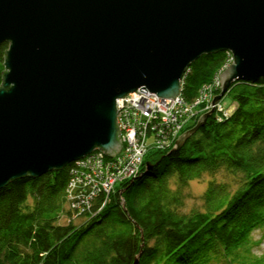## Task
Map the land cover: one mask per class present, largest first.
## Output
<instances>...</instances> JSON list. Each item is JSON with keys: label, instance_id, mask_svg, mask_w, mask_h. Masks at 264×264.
<instances>
[{"label": "water", "instance_id": "95a60500", "mask_svg": "<svg viewBox=\"0 0 264 264\" xmlns=\"http://www.w3.org/2000/svg\"><path fill=\"white\" fill-rule=\"evenodd\" d=\"M1 42L8 48L0 84V188L96 148L115 155L122 147L117 100L138 88L175 97L202 53L234 56L219 74L212 103L235 80L264 78V0H0ZM151 163L145 161L146 170Z\"/></svg>", "mask_w": 264, "mask_h": 264}, {"label": "trees", "instance_id": "16d2710c", "mask_svg": "<svg viewBox=\"0 0 264 264\" xmlns=\"http://www.w3.org/2000/svg\"><path fill=\"white\" fill-rule=\"evenodd\" d=\"M7 48L1 42L0 84ZM226 56L218 50L191 62L185 100L196 98ZM226 94L236 104L229 115L219 121L212 113L179 149L150 150L151 168L121 180L98 213L79 214L80 223L59 222L78 213L67 197L72 162L0 188V264H132L139 252V264H264L251 251L260 242L254 231L264 232V78L235 81ZM220 170L238 176L237 185L211 179L202 209L182 211L184 187Z\"/></svg>", "mask_w": 264, "mask_h": 264}, {"label": "built area", "instance_id": "2783aa9c", "mask_svg": "<svg viewBox=\"0 0 264 264\" xmlns=\"http://www.w3.org/2000/svg\"><path fill=\"white\" fill-rule=\"evenodd\" d=\"M227 53L232 55L229 51ZM208 92L205 90L202 94ZM201 101H205V97L187 101L179 92L173 98H163L148 89L143 92L139 88L118 99L116 120L122 147L113 156L96 148L72 163L67 186L70 208L76 210L77 215L88 212L92 215L103 208L114 182L135 178L151 147L163 150L173 145L182 129L202 109H198ZM148 134L154 137L149 144L145 139ZM102 195L104 200L92 210L94 201Z\"/></svg>", "mask_w": 264, "mask_h": 264}, {"label": "rangeland", "instance_id": "374dc122", "mask_svg": "<svg viewBox=\"0 0 264 264\" xmlns=\"http://www.w3.org/2000/svg\"><path fill=\"white\" fill-rule=\"evenodd\" d=\"M223 51H228V50H223ZM229 52H231V51H229ZM208 53H210V52H208ZM231 54L232 55H229L227 53V56L225 57L226 59L224 61L225 63L220 68L217 69V71L215 72L214 76L212 77V80L209 83L205 84V86L203 85L200 88V90H199V92H198L196 97L203 96V97H205V101H201L199 103L198 109H201V108L202 109L197 112V115H195L196 116L195 118L198 119L199 115H201L204 112L209 111L210 109H213L212 113L215 112L216 115H217V120L221 121L220 117H222L223 115H229V113L235 109V106H236L235 102H233L230 99V97L228 96V94H226V93H225V95H223L215 103L211 102L213 96L220 92V87H221L220 77H219L220 72L224 68H226L230 63L234 62L233 61L234 60L233 53H231ZM186 71H187V69L185 70V72ZM183 77H184V75L182 76L181 84H183ZM216 81H218L217 84H216ZM235 81H240V80H235ZM242 81H245V80H242ZM246 81H248V80H246ZM145 89H147V88H145ZM205 90L209 91V92L207 94L203 95L202 93ZM179 92H181V88H180ZM195 118H193L190 122H193L195 120ZM145 139H146V142L149 144V143H151L154 140V137L151 136V134H148V135H146ZM151 148L152 149H148V152L150 150H154L155 149L153 147H151ZM155 150H159V149H155ZM78 159H80V158H78ZM78 159H76V160H78ZM76 160L72 161V163L75 162ZM145 161L146 160L144 158V161L142 162V165L140 167V172H141V169L143 168V165H144V168L146 167L145 166ZM69 164H71V163H69ZM140 172H139V174H140ZM211 179H214V180H216L218 182H229L232 185V187L236 186L237 183L239 182L238 176L233 175L232 173H230V172H228L226 170H220V171L216 172L214 175L206 174L203 178L191 180L188 183V185H186L184 187V189H183V195H184V199H183L184 201L183 202H184V204L180 207V209H182V211L188 212L189 210H193V209H202V207H203L202 194H203V192H204V190H205V188H206V186L208 184V181L211 180ZM119 182L120 181L114 182L113 188L111 190L112 192L114 191L115 186L118 185ZM109 200H110V196H109L107 202ZM121 202L123 203V198H121ZM100 210L96 211L94 214H96ZM94 214H92V215L90 214L89 217L94 216ZM79 218H81L79 215L70 216V214L69 215L68 214L67 215L64 214L61 217V220H59V222L69 223L70 220H73L76 223H80V222H82V221H84L86 219V218L85 219L81 218V220H80ZM253 236H254V239H256L258 241L260 240V242L252 247V250H251L252 254L254 256H261V255L264 256V232L262 230H258L257 229V230L254 231ZM221 260L219 262H214L213 264H224V262L221 261Z\"/></svg>", "mask_w": 264, "mask_h": 264}, {"label": "bare ground", "instance_id": "6f19581e", "mask_svg": "<svg viewBox=\"0 0 264 264\" xmlns=\"http://www.w3.org/2000/svg\"><path fill=\"white\" fill-rule=\"evenodd\" d=\"M189 66H190V65H189ZM186 69L188 70V67H187ZM176 139H177V138H176ZM176 139H175V140H176ZM174 143H175V141H174ZM174 143H173V145H174Z\"/></svg>", "mask_w": 264, "mask_h": 264}]
</instances>
